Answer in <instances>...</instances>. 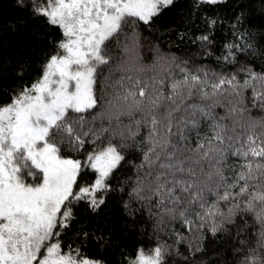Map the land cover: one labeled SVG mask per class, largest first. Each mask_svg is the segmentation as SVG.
I'll list each match as a JSON object with an SVG mask.
<instances>
[{
  "label": "snow or ice",
  "instance_id": "1",
  "mask_svg": "<svg viewBox=\"0 0 264 264\" xmlns=\"http://www.w3.org/2000/svg\"><path fill=\"white\" fill-rule=\"evenodd\" d=\"M177 3L14 0L58 35L0 88V264H264V24L245 0H191L209 71L162 46L185 35Z\"/></svg>",
  "mask_w": 264,
  "mask_h": 264
},
{
  "label": "trees",
  "instance_id": "2",
  "mask_svg": "<svg viewBox=\"0 0 264 264\" xmlns=\"http://www.w3.org/2000/svg\"><path fill=\"white\" fill-rule=\"evenodd\" d=\"M236 0H228L229 4H234ZM246 5L251 6L253 15L249 17V20L254 25L264 24V15L261 13L260 0H245ZM224 9L222 14L231 16V9L227 5L221 6ZM193 18L195 23L193 22ZM171 21L175 27L185 32L183 39L178 36H172L171 42L168 41V33H164L163 47L166 52H171L181 59H189V66L192 64L207 65L209 71L215 69L221 71L218 62L214 57H204L202 54L197 55L199 51L196 44L193 43L195 39V33L199 30L198 26L202 24L199 12H191V0H178L177 8L170 16ZM191 29V33L187 30ZM222 31H227V25L224 26ZM230 35V32L228 33ZM58 32L52 28H46L41 24L40 21L33 20L29 17L28 13L20 10L14 4V0H0V88H11L19 84L29 83L33 78L35 72L39 68L41 62L42 51L46 46L51 44V41L56 38ZM27 61L29 64L30 72L33 76L25 75V78L21 80L17 73L13 71L16 62ZM253 63L257 70L264 69V54H257L250 56L249 61ZM236 70L232 65L224 68L223 71H234ZM106 71V70H105ZM155 71L162 73L163 68L157 65ZM167 75V73H163ZM116 73L115 76H118ZM241 78L243 74L240 73ZM101 85L98 82L97 95L100 96L99 91ZM107 92H111V87L106 89ZM248 98H251V89L246 90ZM207 103L212 104V100L201 101L200 98L193 97L186 101V103ZM229 106V97L225 94L220 98V102L214 105V113L218 116H225L226 122H231V117H227V108ZM250 115L257 117L262 115L258 108H252L248 105ZM236 117L239 121L247 120L248 113H237ZM204 119L201 117V131H206L204 125ZM239 131V129H237ZM194 142V141H193ZM132 159H138V155H133ZM136 238L133 237L128 241L131 247L135 244ZM229 241L224 240L221 242L213 243L208 246V256L213 253H220L226 249Z\"/></svg>",
  "mask_w": 264,
  "mask_h": 264
}]
</instances>
